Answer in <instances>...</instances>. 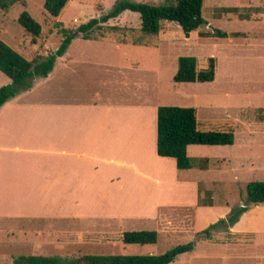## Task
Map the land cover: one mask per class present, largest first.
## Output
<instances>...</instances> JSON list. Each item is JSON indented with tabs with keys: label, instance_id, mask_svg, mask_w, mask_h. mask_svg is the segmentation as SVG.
Masks as SVG:
<instances>
[{
	"label": "crops",
	"instance_id": "0c3cea01",
	"mask_svg": "<svg viewBox=\"0 0 264 264\" xmlns=\"http://www.w3.org/2000/svg\"><path fill=\"white\" fill-rule=\"evenodd\" d=\"M121 13L99 23L95 29L100 33H76L46 76L34 77L30 88L0 105V194L9 198L0 203V218L30 221L22 230L35 232L31 255L45 256L49 250L69 255L76 243L92 236L109 240L107 236L115 233L120 240L125 231L115 230L111 220L133 210L141 213L140 219L158 220L167 236L194 242L191 251L169 264H264V204L250 206L233 224L206 237L203 231L210 224L226 219L243 202L198 198L199 182L208 183L211 169L196 165L191 168L202 176L191 172L180 177L191 168L178 169L173 158L157 155L160 73L146 66L144 52L132 49L150 43L160 52L167 36L160 31L144 34L140 43L134 37L113 35L127 30L118 24ZM157 35V41L147 39ZM9 82L0 72V86ZM153 146L157 157L172 159L174 166L170 162L165 168L158 159V164H148L145 158L152 155ZM204 159L209 160L200 162ZM152 183V193L166 195L152 197L146 188L140 191L146 195L138 192L139 186ZM189 185L196 198L170 196ZM105 192L111 198H97ZM133 194L143 197L134 198L132 207L123 196ZM178 211L190 214L185 224L172 217ZM104 214L109 221L98 220ZM54 219L61 221L53 223ZM75 220L85 222L78 236L71 230Z\"/></svg>",
	"mask_w": 264,
	"mask_h": 264
},
{
	"label": "rangeland",
	"instance_id": "374dc122",
	"mask_svg": "<svg viewBox=\"0 0 264 264\" xmlns=\"http://www.w3.org/2000/svg\"><path fill=\"white\" fill-rule=\"evenodd\" d=\"M118 1L122 0H69L59 16L52 17L44 10L43 0H20L6 10L0 8V39L26 59L54 53L63 37L61 28L68 30L71 26H79L91 18H99L111 11ZM130 1L153 5L173 2V0ZM22 10L28 11L41 25V33L34 40L17 22ZM202 16L206 24L190 33L189 37L182 34L176 23L159 21L160 35L167 36V39L162 40L160 44V52L150 43L146 44L148 45L146 47H133L132 50L144 52L146 55L143 62L146 66L160 73L161 88L158 96L160 105L195 107L201 130L233 132L231 145L188 147V157L192 161V167L202 164L198 168L211 169L207 174L211 176L208 183L199 182L198 198H236L237 203L244 202L246 183L255 180L264 181V0H203ZM117 19L118 24L127 27V30L111 32L113 35L134 37L140 43L143 41L144 34L140 30L138 13L124 10ZM216 28L225 32L226 36L217 35ZM93 33H100V29H94ZM157 37L158 35L148 36L147 39L152 43L157 41ZM180 56H194L198 70L206 67L209 57H214L216 63L213 81L175 83L172 77L176 72L177 59ZM151 75L147 74L152 81ZM200 158L209 160L204 159L200 162ZM156 159L162 160V166L165 168L169 167L170 162L174 166L172 159L157 157L153 146L152 155L151 153L147 155L145 161L152 165L158 164ZM191 172L196 173V178L199 177L198 174L202 176L200 171L193 168L179 175L191 176ZM219 174L224 176L223 182L218 181ZM191 184L193 185V182ZM194 186H197V183H194ZM194 186L178 189L170 196L196 198V193L192 191ZM153 187V183L139 186L138 192L146 195L147 192L140 191L146 188L148 193H152ZM140 194H133L132 198L125 195L123 198H126V202L132 203ZM153 194L155 198L166 195L157 194V190L151 194L152 197ZM6 197L5 193H1L0 203L8 202L9 198ZM97 198H111V193L105 192L104 195L99 193ZM133 205L132 203V207ZM105 215L108 214L102 215L98 220L109 221L106 220L108 217H104ZM140 216L139 211L136 213L130 210L124 218L112 219L111 223L115 230L121 231L154 230L157 232L155 244H124L118 239L117 234L111 233L107 236L109 240H105V237L98 240L97 237L92 236L84 243H76L77 246L72 248L69 255H64L67 251L63 250H49L46 255L60 258L110 254L157 255L176 245L187 243V240L164 234L158 227V220L140 219ZM172 217L182 225L187 222L190 214L178 211L172 213ZM58 221L61 220H52L53 223ZM27 222L30 221L0 218V264H14V259L34 253L35 232L22 230V226ZM74 223L75 226L71 230L76 231L75 235L78 236L79 232L84 230L85 222L75 220ZM177 230L182 231V229Z\"/></svg>",
	"mask_w": 264,
	"mask_h": 264
},
{
	"label": "trees",
	"instance_id": "16d2710c",
	"mask_svg": "<svg viewBox=\"0 0 264 264\" xmlns=\"http://www.w3.org/2000/svg\"><path fill=\"white\" fill-rule=\"evenodd\" d=\"M20 0H0V8L6 10ZM69 0H43L44 10L52 17H57ZM203 0H173L170 4H148L130 0L115 3L111 11L99 18H91L79 26L68 30L61 28L63 38L54 53L45 56L36 55L26 59L0 39V71L9 78L8 84L0 86V105L15 96L19 91L30 88L31 79L43 77L51 70L56 57L60 56L76 33L88 36L99 23L116 17L124 10L138 13L140 28L143 34L155 35L159 32V21L174 22L185 37L206 24L202 16ZM17 22L31 35L32 40L41 33V25L22 10ZM59 23V22H56ZM176 26V27H177ZM215 33L225 37V32L216 28ZM215 58L209 57L205 68H196L194 56H180L177 69L172 77L175 83L212 82L215 75ZM232 131H203L199 128L197 109L192 106L159 105L156 111V153L161 157L175 160L178 169H189L193 166L187 156L186 147L190 144L231 145ZM246 200L243 205L232 209L226 219H219L210 224L203 234L206 237L211 231L227 223L233 224L250 206L264 204V181H249L245 185ZM120 240L124 244H154L157 232L154 230H132L123 232ZM194 242L176 245L161 254L146 255H80L75 258L56 256L27 255L13 260L14 264H169L181 253L193 249Z\"/></svg>",
	"mask_w": 264,
	"mask_h": 264
}]
</instances>
